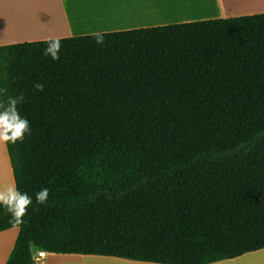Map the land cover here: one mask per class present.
I'll return each mask as SVG.
<instances>
[{
  "label": "trees",
  "instance_id": "16d2710c",
  "mask_svg": "<svg viewBox=\"0 0 264 264\" xmlns=\"http://www.w3.org/2000/svg\"><path fill=\"white\" fill-rule=\"evenodd\" d=\"M0 46L6 143L33 197L7 264L51 254L213 264L264 249V14ZM43 84V91L36 83ZM50 191L46 204L35 193Z\"/></svg>",
  "mask_w": 264,
  "mask_h": 264
},
{
  "label": "crops",
  "instance_id": "0c3cea01",
  "mask_svg": "<svg viewBox=\"0 0 264 264\" xmlns=\"http://www.w3.org/2000/svg\"><path fill=\"white\" fill-rule=\"evenodd\" d=\"M258 14L264 0H0V46ZM10 187H16L13 170L0 141V190ZM19 232H0V264H7ZM43 264L154 263L46 252ZM213 264H264V249Z\"/></svg>",
  "mask_w": 264,
  "mask_h": 264
},
{
  "label": "clouds",
  "instance_id": "9594fccd",
  "mask_svg": "<svg viewBox=\"0 0 264 264\" xmlns=\"http://www.w3.org/2000/svg\"><path fill=\"white\" fill-rule=\"evenodd\" d=\"M98 45L105 42V34L96 31L92 34ZM45 43L47 47L44 50L46 57L50 56L52 60L60 59L61 42L59 37H49ZM34 87L43 91V84L36 83ZM6 89H0V92H6ZM25 97L21 95L9 96L6 103L0 102V141L16 144L23 142L26 135L31 133L30 121L20 115L18 105L23 103ZM50 191L48 188H42L35 193V204L43 205L47 203ZM33 197L27 192H21L17 187H10L0 190V207L8 213L15 223H23L28 209L33 206Z\"/></svg>",
  "mask_w": 264,
  "mask_h": 264
},
{
  "label": "built area",
  "instance_id": "2783aa9c",
  "mask_svg": "<svg viewBox=\"0 0 264 264\" xmlns=\"http://www.w3.org/2000/svg\"><path fill=\"white\" fill-rule=\"evenodd\" d=\"M46 258V251L38 249L33 253V262L34 264H43Z\"/></svg>",
  "mask_w": 264,
  "mask_h": 264
}]
</instances>
